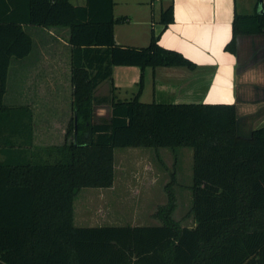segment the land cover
<instances>
[{"label": "trees", "instance_id": "16d2710c", "mask_svg": "<svg viewBox=\"0 0 264 264\" xmlns=\"http://www.w3.org/2000/svg\"><path fill=\"white\" fill-rule=\"evenodd\" d=\"M236 13L240 35L264 33L262 0ZM114 0H0V264H264V126L237 133L235 104H160L114 100L109 120L94 121L95 90L115 66H196L163 48L115 44ZM173 6L163 13L173 20ZM24 25L68 26L72 47L73 116L60 146L31 149L29 107L5 104L11 60L32 51ZM141 87L143 77L141 78ZM16 136L21 138L17 141ZM189 147L194 151L195 225L173 217L175 176L153 226L80 227L74 201L82 188L114 181L115 148Z\"/></svg>", "mask_w": 264, "mask_h": 264}, {"label": "crops", "instance_id": "0c3cea01", "mask_svg": "<svg viewBox=\"0 0 264 264\" xmlns=\"http://www.w3.org/2000/svg\"><path fill=\"white\" fill-rule=\"evenodd\" d=\"M77 1L74 5L87 3ZM247 4L242 0H114V16L123 19L115 25L116 45L143 48L155 36L160 46L180 53L196 67L159 66L143 70L139 66H115L112 78L95 90V110L108 104L110 115L103 120H109L113 99L131 100L137 94L141 102L148 99L149 103L235 104L237 133L249 137L256 128L264 126V33L240 35L235 52L227 50L236 13L251 14L257 10V4L252 11ZM171 5L173 20L165 24L163 13ZM24 29L32 37V51L25 58L11 60L4 100L8 106L31 109V149L42 150V137L47 131L44 127L48 126L37 123L35 112L42 113L45 104L53 99L52 105H58L65 114H73L71 29L31 25H24ZM71 118L65 123H52L61 129L64 139L65 125L67 131ZM115 175L114 159L113 185L106 190L114 188Z\"/></svg>", "mask_w": 264, "mask_h": 264}, {"label": "rangeland", "instance_id": "374dc122", "mask_svg": "<svg viewBox=\"0 0 264 264\" xmlns=\"http://www.w3.org/2000/svg\"><path fill=\"white\" fill-rule=\"evenodd\" d=\"M248 2V10L252 11L259 0H242ZM78 4L77 0H71ZM247 4V6H248ZM264 8V0H262ZM253 7V8H252ZM50 86V83H48ZM127 89L131 85L125 83ZM63 99V98H62ZM147 100L148 99H144ZM49 103V99L45 98ZM52 99L45 104L42 113L36 114L37 123L46 124L44 133V148L60 146L66 142L60 133L61 129L52 123H65L72 113L65 114L58 109ZM60 107V106H59ZM64 107V106H62ZM98 108V109H97ZM110 111L108 104L94 106V121L108 119ZM52 126V127H51ZM40 130V127H39ZM66 132V125H65ZM158 150V152H156ZM175 151V152H174ZM151 148L126 147L115 148V186L107 188H82L74 202V222L76 226H153L161 224L155 214L159 207L167 203L166 184L175 176L174 192L176 207L173 217L182 226L193 227L194 218L190 214L192 206L193 156L189 147ZM117 181V182H116Z\"/></svg>", "mask_w": 264, "mask_h": 264}]
</instances>
